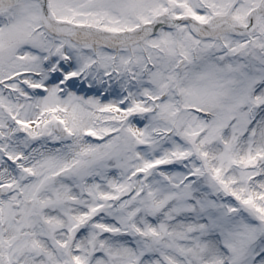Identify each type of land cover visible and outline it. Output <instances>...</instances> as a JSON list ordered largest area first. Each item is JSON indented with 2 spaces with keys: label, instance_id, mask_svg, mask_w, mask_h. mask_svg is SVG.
<instances>
[{
  "label": "snow or ice",
  "instance_id": "snow-or-ice-1",
  "mask_svg": "<svg viewBox=\"0 0 264 264\" xmlns=\"http://www.w3.org/2000/svg\"><path fill=\"white\" fill-rule=\"evenodd\" d=\"M0 264H264V0H0Z\"/></svg>",
  "mask_w": 264,
  "mask_h": 264
}]
</instances>
